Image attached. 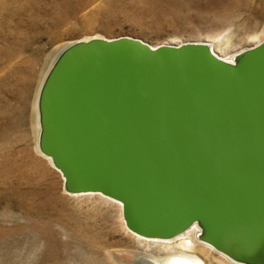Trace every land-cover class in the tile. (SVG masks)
<instances>
[{
	"label": "water",
	"instance_id": "1",
	"mask_svg": "<svg viewBox=\"0 0 264 264\" xmlns=\"http://www.w3.org/2000/svg\"><path fill=\"white\" fill-rule=\"evenodd\" d=\"M41 107L66 189L120 202L131 232L164 239L198 221L217 247L264 250V43L232 66L203 44L82 42Z\"/></svg>",
	"mask_w": 264,
	"mask_h": 264
},
{
	"label": "rangeland",
	"instance_id": "2",
	"mask_svg": "<svg viewBox=\"0 0 264 264\" xmlns=\"http://www.w3.org/2000/svg\"><path fill=\"white\" fill-rule=\"evenodd\" d=\"M93 37L225 41L233 53L264 42V0H0V264H126L134 250L119 210L66 195L36 148L41 73L59 48Z\"/></svg>",
	"mask_w": 264,
	"mask_h": 264
},
{
	"label": "bare ground",
	"instance_id": "3",
	"mask_svg": "<svg viewBox=\"0 0 264 264\" xmlns=\"http://www.w3.org/2000/svg\"><path fill=\"white\" fill-rule=\"evenodd\" d=\"M95 39L98 38L85 39L59 48L55 53L56 55H54L55 57L49 62V67L41 73L43 75L39 77L32 93L33 101L31 105L35 113L34 130L36 134L37 152L59 174L62 180L63 191L66 195L76 199L91 197L103 204L115 206L119 210L121 227L132 243L133 248L131 249H134L127 251L129 257L127 259L124 258V261L127 262L126 264H264V250L252 249L249 245L242 242H227L224 248L217 247L210 241V237L212 236L211 229L200 224L198 221L193 222L183 231L170 238L142 237L131 232L126 227L123 208L120 202L100 193H71L66 189L65 180L60 171L53 166L52 159L42 152L41 137L44 126L42 121L41 97L49 75L64 53L79 43ZM262 43L264 42H259L252 47ZM195 44L207 46L218 60L232 66L240 64L244 60L246 53L252 48L248 47L231 53L230 46L225 41H217L213 45L204 43ZM137 252H141V255H136ZM108 256L110 259H115L110 253H108ZM114 264H117V261Z\"/></svg>",
	"mask_w": 264,
	"mask_h": 264
}]
</instances>
